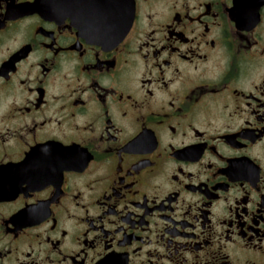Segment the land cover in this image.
Listing matches in <instances>:
<instances>
[{"label": "flooded vegetation", "instance_id": "flooded-vegetation-1", "mask_svg": "<svg viewBox=\"0 0 264 264\" xmlns=\"http://www.w3.org/2000/svg\"><path fill=\"white\" fill-rule=\"evenodd\" d=\"M0 264H264V0H0Z\"/></svg>", "mask_w": 264, "mask_h": 264}]
</instances>
